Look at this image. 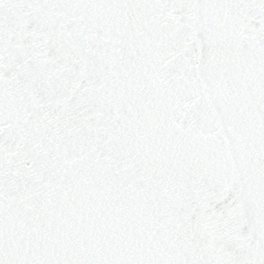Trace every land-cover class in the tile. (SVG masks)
I'll return each instance as SVG.
<instances>
[{"label": "snow or ice", "instance_id": "snow-or-ice-1", "mask_svg": "<svg viewBox=\"0 0 264 264\" xmlns=\"http://www.w3.org/2000/svg\"><path fill=\"white\" fill-rule=\"evenodd\" d=\"M0 264H264V0H0Z\"/></svg>", "mask_w": 264, "mask_h": 264}]
</instances>
